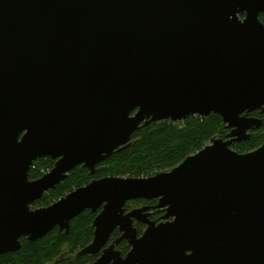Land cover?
I'll return each mask as SVG.
<instances>
[{"label": "water", "instance_id": "1", "mask_svg": "<svg viewBox=\"0 0 264 264\" xmlns=\"http://www.w3.org/2000/svg\"><path fill=\"white\" fill-rule=\"evenodd\" d=\"M264 0H0V257L85 211L94 264H264ZM240 16H244L243 19ZM218 115L230 130L170 172L93 180L33 209L83 167L91 177L151 124ZM53 170L31 180L35 162ZM159 200L166 223L125 213ZM134 220L148 225L139 237ZM172 220V221H170ZM119 229L131 248L115 245Z\"/></svg>", "mask_w": 264, "mask_h": 264}, {"label": "trees", "instance_id": "2", "mask_svg": "<svg viewBox=\"0 0 264 264\" xmlns=\"http://www.w3.org/2000/svg\"><path fill=\"white\" fill-rule=\"evenodd\" d=\"M261 21L264 22V14ZM252 116L264 120L260 112ZM228 134L229 130L218 115L193 117L181 123L165 121L151 124L133 135L129 147L116 152L101 164L94 177L90 176L87 169L78 167L69 174L67 180L37 202L33 209L49 207L93 180L106 177L142 178L170 172L188 157L202 151L214 138L226 139ZM263 145L264 126L252 133L247 141L235 145L233 150L248 154ZM54 165L55 161L50 158L38 160L32 167L31 180H39L52 171ZM96 216L91 211H85L71 221L68 233L56 228L35 242L22 238L20 251L0 257V264H93L94 256H76L92 243ZM119 250L126 255L130 247L124 242Z\"/></svg>", "mask_w": 264, "mask_h": 264}, {"label": "flooded vegetation", "instance_id": "3", "mask_svg": "<svg viewBox=\"0 0 264 264\" xmlns=\"http://www.w3.org/2000/svg\"><path fill=\"white\" fill-rule=\"evenodd\" d=\"M241 19L244 18V16H240ZM263 22V21H262ZM264 23V22H263ZM256 113V112H255ZM254 114V113H253ZM251 114V116L253 115ZM253 117V116H252ZM257 118V117H256ZM230 132V130H229ZM254 133V132H253ZM47 159V158H45ZM42 160V159H41ZM56 163V161H55ZM55 166V165H54ZM82 167V166H81ZM98 169V168H97ZM51 172V171H50ZM49 173V172H48ZM98 180V179H97ZM49 193V192H48ZM44 198V197H43ZM159 205V200H144V199H137V200H133L130 201L126 204L125 206V213H131L132 211H136V210H142V209H148L146 212L143 213V216H147V220L149 222H153L156 225L162 224V223H166L167 221L164 220V216L166 215V210L165 209H159L158 208ZM38 209V208H37ZM100 213V211L98 213H96L97 215ZM97 217V216H96ZM172 221V220H170ZM134 227L137 229L138 235L139 237L143 236V234L145 233V231L148 229V225L144 224L142 222H139L137 220H134ZM95 232V230H94ZM122 237V233L119 231V229H116L109 241L108 244L106 246V248L110 247L111 245H115V249L117 251H119L122 254V257H126L129 252L126 255H123V253L119 250L120 245H122V243L126 242L129 246V243L127 240H122L119 243H117V241H119V239ZM94 240V238H93ZM93 242V241H92ZM130 247V246H129ZM131 250V248H130ZM90 256H94L95 257V261L93 262V264L100 258L101 253L97 254V255H90ZM82 257V256H81Z\"/></svg>", "mask_w": 264, "mask_h": 264}, {"label": "rangeland", "instance_id": "4", "mask_svg": "<svg viewBox=\"0 0 264 264\" xmlns=\"http://www.w3.org/2000/svg\"><path fill=\"white\" fill-rule=\"evenodd\" d=\"M125 178V177H124ZM64 254H67V252H65Z\"/></svg>", "mask_w": 264, "mask_h": 264}]
</instances>
